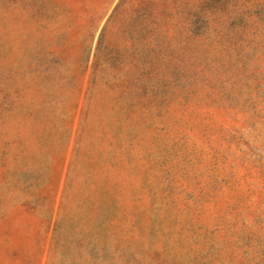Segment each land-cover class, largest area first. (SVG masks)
<instances>
[{
	"label": "rangeland",
	"instance_id": "374dc122",
	"mask_svg": "<svg viewBox=\"0 0 264 264\" xmlns=\"http://www.w3.org/2000/svg\"><path fill=\"white\" fill-rule=\"evenodd\" d=\"M0 264H264V0H0Z\"/></svg>",
	"mask_w": 264,
	"mask_h": 264
}]
</instances>
